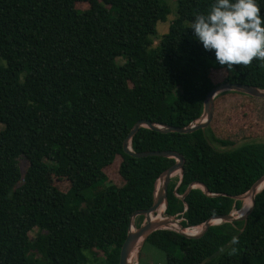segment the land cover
<instances>
[{
	"label": "trees",
	"instance_id": "trees-1",
	"mask_svg": "<svg viewBox=\"0 0 264 264\" xmlns=\"http://www.w3.org/2000/svg\"><path fill=\"white\" fill-rule=\"evenodd\" d=\"M213 2L176 0L169 19L164 0H0V264H97L98 254L118 264L130 216L152 205L156 179L175 163L126 153L134 123L189 126L223 82L264 89V59L227 70L195 39L191 22ZM158 22L167 25L159 36ZM246 99L264 101L223 91L207 128L140 127L131 139L135 152L184 157L164 211L183 227L239 209L236 197L264 175V140L233 146L260 135ZM145 244L165 264H264V188L245 220L199 237L160 229Z\"/></svg>",
	"mask_w": 264,
	"mask_h": 264
},
{
	"label": "water",
	"instance_id": "water-1",
	"mask_svg": "<svg viewBox=\"0 0 264 264\" xmlns=\"http://www.w3.org/2000/svg\"><path fill=\"white\" fill-rule=\"evenodd\" d=\"M229 90L237 91L246 94L248 96L264 99V89H260L258 87L243 83L223 82L214 86L207 93L204 99V107H203L202 115L194 123H191L189 126L176 127L163 123H154L147 119H140L136 121L132 126V128L130 129L129 133L127 134V136L123 141V149L126 153L133 155L135 157L162 156V157L174 158L175 163L166 170H164L156 179L152 205L147 209L134 211L130 216V224L126 238L120 249L118 264H130V256L133 249H137L136 251L137 258H139L140 249L145 239L149 236V234H151L156 230L170 229L179 232L181 234H184L188 237H199L205 232V230L209 226L213 224H218L222 221L231 222L235 220H245L248 214L251 212L255 204V195L264 188V175L259 177L251 185L249 190L246 191L243 195L236 197L237 199L241 200L246 195L248 197L250 196L251 204L249 205L248 209L244 211L242 214L235 216L233 212H230L225 215L212 216L200 225L201 229L199 232L194 234L185 233L184 232L185 227H183L178 220L174 219L176 218V216H168V217L162 216V213L164 214L166 208L169 182L174 173L179 172L181 176L182 168L185 162L184 157L180 153L171 150L135 152L132 150L130 146L132 137L136 134V132L140 127H148L149 129L164 133L166 132L191 133L198 129L207 128L213 117L215 96L223 91H229ZM192 187L193 186H191L190 188ZM185 194L186 193H184L181 196L182 199L184 198ZM161 206H163V211L161 213H158V210L161 208ZM138 216H143L144 222H142L139 226L136 227L134 221ZM213 220H217L218 223H214ZM174 224H177V226H174Z\"/></svg>",
	"mask_w": 264,
	"mask_h": 264
},
{
	"label": "clouds",
	"instance_id": "clouds-1",
	"mask_svg": "<svg viewBox=\"0 0 264 264\" xmlns=\"http://www.w3.org/2000/svg\"><path fill=\"white\" fill-rule=\"evenodd\" d=\"M190 28L203 49L213 52L215 61L227 70L264 59V15L257 0H214L206 13L193 18Z\"/></svg>",
	"mask_w": 264,
	"mask_h": 264
},
{
	"label": "rangeland",
	"instance_id": "rangeland-1",
	"mask_svg": "<svg viewBox=\"0 0 264 264\" xmlns=\"http://www.w3.org/2000/svg\"><path fill=\"white\" fill-rule=\"evenodd\" d=\"M165 3L169 6V8L173 11V13L170 14V18H173L175 16V9H176V0H164ZM84 4H77L78 7H82ZM167 28V25H165V22H158L157 24V29H158V36L165 32ZM155 42H157V38L155 40ZM117 62L118 63H123V59L118 57L117 58ZM242 95L246 96V94L241 93ZM243 103V109H245L244 115L245 114H250L251 111L255 113L254 117V123L256 124V127L260 133V135H250L248 137H244V138H239L237 140V143L233 146L239 145L242 142H246V141H261L264 140V124H263V115L264 114V101L263 102H259L258 100L255 99H246V100H242ZM259 119H258V118ZM1 127V125H0ZM232 146H228V147H224V148H231ZM179 177V174H175L174 176H172V180L175 181L177 178ZM49 181L57 186L60 190L62 191H67L68 188L70 187V183L68 182V180L62 178V179H58L55 176L49 175L48 177ZM246 198H248V196L246 195L245 197H243L241 199L242 203H241V207L236 210L233 209L232 212H234V215H240L242 214V212L244 211V207H245V203H246ZM163 217H166V214L164 215L162 213ZM155 217V215H154ZM168 217V216H167ZM176 220H178L179 222L181 221L180 218H174ZM144 222L143 220L140 221V224ZM135 226H139L138 223H136V219L134 221ZM177 225V224H176ZM134 227V225H133ZM200 228H198L197 231H199L201 229V226H199ZM186 232H194L195 229L193 228H185ZM36 230H32L30 232V235L33 236L35 235ZM98 262L97 264H103V257L101 254H98ZM152 260L154 262V264H165V256L164 253L151 248L148 244H145V246H143L140 250L139 253V258H137V252L136 255L134 256V258L132 259V261H130V264H134V262H136L135 264H148L149 261Z\"/></svg>",
	"mask_w": 264,
	"mask_h": 264
},
{
	"label": "bare ground",
	"instance_id": "bare-ground-1",
	"mask_svg": "<svg viewBox=\"0 0 264 264\" xmlns=\"http://www.w3.org/2000/svg\"><path fill=\"white\" fill-rule=\"evenodd\" d=\"M178 172H176V173H174V174H177ZM263 186V185H262ZM250 203H251V200H250V196L248 197V198H246V203H245V207H244V211H246L247 209H248V207H249V205H250ZM161 211H162V206H161V208L158 210V213H161ZM243 211V212H244ZM242 212V213H243ZM213 222L214 223H218V221L217 220H213ZM174 226H177L176 224H174ZM184 232L185 233H188V234H194L195 232H196V230L194 231V232H186V230L184 229ZM136 251H137V249H133V251H132V253H131V256H130V261H132V259L134 258V256L136 255ZM136 262H134V264H135Z\"/></svg>",
	"mask_w": 264,
	"mask_h": 264
},
{
	"label": "crops",
	"instance_id": "crops-1",
	"mask_svg": "<svg viewBox=\"0 0 264 264\" xmlns=\"http://www.w3.org/2000/svg\"><path fill=\"white\" fill-rule=\"evenodd\" d=\"M142 248V247H141ZM141 250V249H140ZM148 264H154V262L152 260L149 261Z\"/></svg>",
	"mask_w": 264,
	"mask_h": 264
},
{
	"label": "built area",
	"instance_id": "built-area-1",
	"mask_svg": "<svg viewBox=\"0 0 264 264\" xmlns=\"http://www.w3.org/2000/svg\"><path fill=\"white\" fill-rule=\"evenodd\" d=\"M193 229H195L196 231L198 230V228H197V227H193Z\"/></svg>",
	"mask_w": 264,
	"mask_h": 264
}]
</instances>
